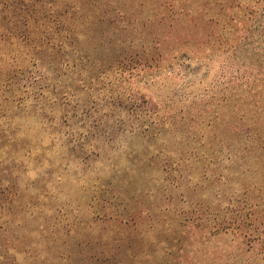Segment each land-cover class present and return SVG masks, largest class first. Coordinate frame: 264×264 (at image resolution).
Wrapping results in <instances>:
<instances>
[{
  "label": "rangeland",
  "instance_id": "rangeland-1",
  "mask_svg": "<svg viewBox=\"0 0 264 264\" xmlns=\"http://www.w3.org/2000/svg\"><path fill=\"white\" fill-rule=\"evenodd\" d=\"M32 7L33 20L75 27L84 52L94 46L90 34L103 31L128 63L103 76L69 46L60 61L75 59L77 67L35 64L18 38L0 39V225L3 241L17 246V264H87L102 244L125 240L136 255L121 253L126 262L147 264L160 259L155 248L168 244L184 215L207 218L252 201L253 190L245 191L258 176L228 156L232 138L243 141L264 123V0H40ZM87 9L90 21L81 25L76 16ZM22 70L37 76L27 91L18 75L7 85ZM134 101L153 112L150 133L130 129ZM236 243L202 233L189 254L208 261Z\"/></svg>",
  "mask_w": 264,
  "mask_h": 264
},
{
  "label": "trees",
  "instance_id": "trees-1",
  "mask_svg": "<svg viewBox=\"0 0 264 264\" xmlns=\"http://www.w3.org/2000/svg\"><path fill=\"white\" fill-rule=\"evenodd\" d=\"M39 1H28L27 3L23 0L0 1V14H2L0 15L2 25L0 39L5 38V36L7 38H18L26 48L36 54L35 64L40 60L41 63H45L49 59H51V63L59 62L66 54L67 48L72 46L74 54L78 56L76 58L85 66L94 64L98 74L106 76V73L114 72L115 69L122 71L127 69L123 66L127 65L128 56L121 53L120 55L116 54V51L110 47L113 39L104 40L102 38L103 31L96 32L97 30H94L90 34L94 46L91 50L84 52L80 50L75 38L76 33L73 29L75 27L59 21L58 18L39 16L33 20L28 13V8L35 7V4ZM89 11L90 9H87V12H81L76 16L79 24L85 25L90 21L89 15L91 12ZM93 18L94 24L96 21H99V24L103 23L101 17L96 18L94 16ZM57 39H59L58 43L56 42ZM108 50H110L111 56H107ZM60 62L61 66H69V68L78 65L75 59L69 57ZM122 74L124 75V72ZM16 75L19 76L18 87L23 91L28 90L29 81L37 80L36 75L27 76V73L22 70L19 74H10L7 85L13 83ZM40 95H42L41 92L37 94V96ZM22 99L24 100V98ZM137 102H139L138 98ZM137 102H132L127 108L131 118L129 127L131 130L135 128L142 129V134L150 133V124H153V112L149 111V107L146 109L141 108V105ZM140 102L146 103V100L140 99ZM119 105L123 104L120 103ZM119 105L117 104V106ZM122 119L124 118H118L116 121L123 124ZM257 124V127L249 129L244 134L243 141L232 138V146L228 156L229 161L232 164L240 165L246 175L258 176L254 180L255 182L245 191L247 193L248 190L249 192L253 190L254 194L250 197L252 201L246 199L240 206H237L238 204L235 201L233 208L212 212L213 214H209L207 218H205V214H199L198 216L193 214L190 216L184 215L179 227L173 229L174 231L171 230L173 232L169 231L167 233L172 236L170 241H166L168 244L164 247L161 246L160 249L155 248V251L162 252L160 259H153L147 264H264V123L257 122ZM78 139H73V142ZM114 219V217H108V220ZM123 219L119 222L124 224L130 222V218ZM4 231L5 228L0 225V264H17V246L11 240L4 239L3 241L1 236ZM118 231L122 232L120 228H118ZM202 233H208L209 236H230L232 239L238 240V244L236 243L233 249L226 250L224 253L222 251L221 254L214 253L208 261L200 260L189 254L188 246H190L191 240L196 238V235ZM131 248L132 244L126 240L118 244L115 242L113 244L104 243L101 247V256L90 259L87 264H133L132 262H126L123 255H121V253L125 254L131 250L129 256H132V258L129 259L134 260L136 255ZM114 252H117V254Z\"/></svg>",
  "mask_w": 264,
  "mask_h": 264
}]
</instances>
